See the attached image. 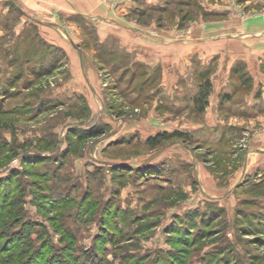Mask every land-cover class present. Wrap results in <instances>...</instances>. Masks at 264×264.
<instances>
[{
  "label": "rangeland",
  "instance_id": "374dc122",
  "mask_svg": "<svg viewBox=\"0 0 264 264\" xmlns=\"http://www.w3.org/2000/svg\"><path fill=\"white\" fill-rule=\"evenodd\" d=\"M214 1L167 0L139 21L187 28ZM233 1L244 15L248 0ZM21 15L0 17V197L15 174L9 209L26 245L3 261L264 264V110L244 67L214 92L127 56L97 17L56 15L47 33ZM29 239L39 261L21 258Z\"/></svg>",
  "mask_w": 264,
  "mask_h": 264
},
{
  "label": "crops",
  "instance_id": "0c3cea01",
  "mask_svg": "<svg viewBox=\"0 0 264 264\" xmlns=\"http://www.w3.org/2000/svg\"><path fill=\"white\" fill-rule=\"evenodd\" d=\"M120 1L121 8L112 11L102 0H0V17L18 12L22 14L23 26L26 20L38 22L47 33L53 28L56 15L63 21L79 22H91L97 17L103 21L101 26L108 29L107 35L115 37L110 40L125 49L127 56H135L138 63L162 62L164 79L171 75L177 78L190 75L196 81L206 77L211 80L214 92L219 93L226 81L231 84L233 76L241 75L237 69L240 64L247 78L253 80L247 88L251 104L264 110V11L261 13L264 0H248L242 10L244 15L232 10L239 6L236 1L216 0L203 6L209 13L206 19L183 29L139 21L167 0ZM257 10L260 13L253 14ZM168 65L175 67L173 74L171 68H166Z\"/></svg>",
  "mask_w": 264,
  "mask_h": 264
},
{
  "label": "trees",
  "instance_id": "16d2710c",
  "mask_svg": "<svg viewBox=\"0 0 264 264\" xmlns=\"http://www.w3.org/2000/svg\"><path fill=\"white\" fill-rule=\"evenodd\" d=\"M203 86V84H202ZM206 86V90H203V89H200L199 92L197 93V97L195 99V102L199 105L200 107V110L203 111L204 108L206 107V105L208 104V101H207V98L210 94V90L212 87L211 84H210V81L207 80L205 82V85ZM197 100V101H196ZM182 136L181 133L177 132L175 134H168V133H165V134H162V135H158L157 137H154V138H151L149 139V144L151 145H157L159 144L161 141H165L166 139H169V138H175V137H180ZM24 164H30L31 166H34V163L32 160L30 159H26L24 162ZM33 169V168H32ZM147 174V173H146ZM34 175V173H33ZM15 176V174H14ZM12 177V178H9V182L7 181V192L5 194L7 195H4L3 199L0 197V264H6L4 261H3V258L5 256V254H7V252H10V248H15L16 246V250H21V248L26 245V242L24 241V238H21L20 237V234H21V230L17 229V225L18 223L22 220L21 216L20 215H16L18 214L19 212V209H9V207L11 206L9 203H13L10 201L11 199V196L13 193L16 192V189L15 191L14 188H13V184H14V181H12L15 177ZM11 183V184H10ZM10 184V185H9ZM18 197L15 198V204L14 206H17L21 203V201L18 202ZM12 200H13V197H12ZM18 230V231H17ZM12 231L16 232V233H11ZM13 235V237H11V235ZM10 238H8V237ZM17 237V238H16ZM15 239V240H14ZM14 240V244L12 243ZM1 243H4L3 246H1ZM31 241L30 239L28 240V245L26 246V248L28 246L29 249H25L24 251H21V258H24L25 255H29L30 251L32 249H34L35 251L37 250L36 248H34V246L32 247L31 246ZM42 250H37L36 251V255L38 254L39 251H41L42 253L43 252V248H41ZM34 251V252H35ZM54 251V250H53ZM43 258L44 257V254L41 255V253H39L37 255V257L35 259H37L39 261V258ZM15 262H18L17 259L15 260ZM42 262V261H41ZM41 262H39L38 264H41ZM20 264H23V263H20ZM26 264V263H24ZM53 264V263H52ZM62 264V263H60Z\"/></svg>",
  "mask_w": 264,
  "mask_h": 264
},
{
  "label": "built area",
  "instance_id": "2783aa9c",
  "mask_svg": "<svg viewBox=\"0 0 264 264\" xmlns=\"http://www.w3.org/2000/svg\"><path fill=\"white\" fill-rule=\"evenodd\" d=\"M118 0H115V4L117 3Z\"/></svg>",
  "mask_w": 264,
  "mask_h": 264
}]
</instances>
